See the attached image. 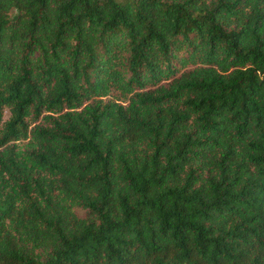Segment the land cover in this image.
Returning <instances> with one entry per match:
<instances>
[{"label":"trees","instance_id":"16d2710c","mask_svg":"<svg viewBox=\"0 0 264 264\" xmlns=\"http://www.w3.org/2000/svg\"><path fill=\"white\" fill-rule=\"evenodd\" d=\"M0 264H264V0H0Z\"/></svg>","mask_w":264,"mask_h":264},{"label":"rangeland","instance_id":"374dc122","mask_svg":"<svg viewBox=\"0 0 264 264\" xmlns=\"http://www.w3.org/2000/svg\"><path fill=\"white\" fill-rule=\"evenodd\" d=\"M4 116L7 117L8 116V112L4 111ZM80 212V211H79Z\"/></svg>","mask_w":264,"mask_h":264}]
</instances>
